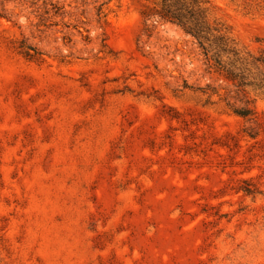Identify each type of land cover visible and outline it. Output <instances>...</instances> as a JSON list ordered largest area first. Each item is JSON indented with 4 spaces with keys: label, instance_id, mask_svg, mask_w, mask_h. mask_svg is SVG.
Listing matches in <instances>:
<instances>
[{
    "label": "rangeland",
    "instance_id": "rangeland-1",
    "mask_svg": "<svg viewBox=\"0 0 264 264\" xmlns=\"http://www.w3.org/2000/svg\"><path fill=\"white\" fill-rule=\"evenodd\" d=\"M201 1L235 58L155 0H0V264H264V0Z\"/></svg>",
    "mask_w": 264,
    "mask_h": 264
},
{
    "label": "trees",
    "instance_id": "trees-1",
    "mask_svg": "<svg viewBox=\"0 0 264 264\" xmlns=\"http://www.w3.org/2000/svg\"><path fill=\"white\" fill-rule=\"evenodd\" d=\"M157 9L154 11L152 18L160 21L169 22L180 27L186 34L194 38L204 56L207 58L210 47V38L214 40V45L218 51L226 57H236L228 38L220 27L211 26L208 22L206 12L207 8L201 0H155ZM25 56L30 55L25 52ZM256 64L264 68V57L255 60ZM228 80L234 82L236 77H228ZM239 85H242L240 83ZM240 117H247L249 112L243 110L237 113Z\"/></svg>",
    "mask_w": 264,
    "mask_h": 264
}]
</instances>
